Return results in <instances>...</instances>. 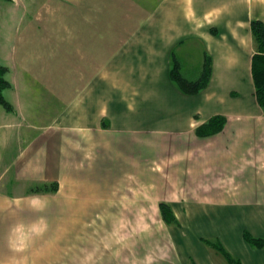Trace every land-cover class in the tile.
I'll use <instances>...</instances> for the list:
<instances>
[{"label": "crops", "instance_id": "1", "mask_svg": "<svg viewBox=\"0 0 264 264\" xmlns=\"http://www.w3.org/2000/svg\"><path fill=\"white\" fill-rule=\"evenodd\" d=\"M144 1L137 6L143 14L151 9L150 15L131 34L135 21L119 14L115 20L118 10L112 6L110 21L99 31L95 26L88 39L87 83L75 90L71 105L59 96L44 114L35 115L43 104H33L35 81L25 62L32 60L33 50L45 47L49 53L48 38L11 35L2 42L0 65L6 66L10 84L3 96L9 90L17 97L8 101L4 96L10 110L0 104V264H50L63 251L65 236L73 254L95 251L97 240L85 221L113 219L115 153L130 146L138 152L135 140L146 137L147 125L195 146L215 140L209 159L217 161L218 171L225 166L216 156L223 149L245 160L244 167L235 168L241 180L233 191L211 187L210 196L192 205L216 209L218 232L212 235L234 257L243 264H264V248L249 245L243 236L249 231L264 239V112L255 96L252 58L257 46L251 30L252 20L264 23V0H153L149 9ZM207 56L212 62L207 87L198 94L183 93L171 78L173 65L185 79L196 81ZM214 115L226 118L219 133L200 137L197 127L191 128ZM38 116L37 122L48 125L35 129ZM252 163H259L258 172ZM51 184L56 190H35ZM191 235L184 249L169 245V256L153 264H229L202 241L208 235ZM123 249L122 257H128ZM137 252L140 258L142 245Z\"/></svg>", "mask_w": 264, "mask_h": 264}, {"label": "rangeland", "instance_id": "2", "mask_svg": "<svg viewBox=\"0 0 264 264\" xmlns=\"http://www.w3.org/2000/svg\"><path fill=\"white\" fill-rule=\"evenodd\" d=\"M139 1L142 0H123V2L106 0L108 3L106 11L107 3L104 0H0V46L11 35L49 40V53L46 52L45 47L43 50H33L30 53L32 60L28 59L25 62L35 81L33 104H43V108L36 110L35 115L44 114L47 108L51 111L52 105L57 103L56 99L59 96L69 101L70 105L73 103L75 90L83 88L89 77L87 75L90 63L88 39L95 31V26L98 31L102 29L101 25L110 21L111 12L118 10L115 13V20L119 14L124 19L131 20L130 22L135 21L130 23L129 34H131L150 15L151 9L144 14L139 10L137 6ZM152 1H144L146 9L152 8ZM135 24H137L136 28ZM1 56L3 54L0 47V62ZM59 69L62 73L58 72ZM61 74L60 78L63 79L58 78ZM59 80H67V82L58 86ZM55 88L64 91L56 92ZM47 90L50 92L45 94L43 91ZM4 96L8 101L17 97L9 90L4 91ZM38 119L39 116L34 119L35 129L48 125L37 122ZM210 119L201 124L200 121H195L191 128H198ZM147 126L149 129L146 128V137L135 140L140 146L138 152L130 146L123 154L115 153L114 166L115 170L117 166V171H113V179L117 182H114L112 188L114 202L110 205L113 206V219L85 221L86 228L91 227L94 231L93 237L97 240L96 250L73 254L69 250L74 246L65 236V249L63 248V251L58 253V259L51 260L50 264H153L169 256V245L184 249L188 243L187 239L192 238V233L208 235L207 239L202 241L209 240L222 244L218 237L212 235L218 232L216 219L213 218L212 213L216 209L203 210L200 205L192 204L201 201L205 195L210 196L212 188L227 186L232 190V187L241 180L235 168L244 167L245 160L235 157L230 149L226 151L223 149L220 155L216 151V156L221 157L219 164L225 165L223 171H218L215 166L218 164L217 161L213 162L209 159L213 158L215 153L213 148L218 144L215 140L208 139L207 143L195 146L189 139L176 140L171 138V133L161 132V128ZM192 135L189 133L188 137ZM21 144L22 142L18 141L17 147L20 148ZM115 152L119 151L115 149ZM252 164L255 166V163ZM249 165L246 164L247 167ZM256 166L254 169L258 172L259 163ZM200 168L205 169L200 172ZM187 174L190 180L187 179ZM201 174L205 177L202 178ZM192 179L194 182L191 181ZM163 200L171 204L179 224L170 226L163 221L158 212V203ZM202 215H205L204 219L197 218ZM138 244L142 245L144 250L139 253L140 258L137 256ZM125 247L129 251L128 257H122L121 251ZM50 254L53 257L55 251Z\"/></svg>", "mask_w": 264, "mask_h": 264}, {"label": "trees", "instance_id": "3", "mask_svg": "<svg viewBox=\"0 0 264 264\" xmlns=\"http://www.w3.org/2000/svg\"><path fill=\"white\" fill-rule=\"evenodd\" d=\"M251 30L257 46V51L252 58V75L255 84V96L257 101L264 112V23L261 20L254 19L251 22ZM212 72V62L209 56L206 57L204 68L200 78L196 81H189L185 79L181 73L177 63H175L171 69V78L177 85V87L186 94H198L204 90L210 80ZM6 67L0 65V104L10 110L11 105L6 101L3 96V90L10 84L5 78ZM226 118L223 115H215L208 122L200 125L196 129V134L200 137H209L219 133L225 126ZM56 185H45L44 187L36 188V191H50L56 190ZM159 209L163 221L168 224H179L177 217L175 216L172 207L168 202L161 201L159 203ZM243 236L245 241L256 248H264V239L255 237L251 232L244 231ZM204 243L215 248L221 252L229 264H243L242 261L234 257L220 242H211L204 240Z\"/></svg>", "mask_w": 264, "mask_h": 264}]
</instances>
